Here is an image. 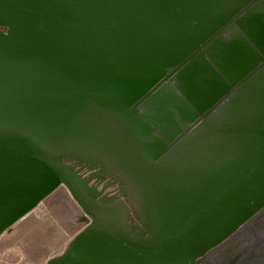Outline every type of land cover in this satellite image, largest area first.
I'll list each match as a JSON object with an SVG mask.
<instances>
[{
    "label": "water",
    "instance_id": "95a60500",
    "mask_svg": "<svg viewBox=\"0 0 264 264\" xmlns=\"http://www.w3.org/2000/svg\"><path fill=\"white\" fill-rule=\"evenodd\" d=\"M62 184L41 264H264V0H0V236Z\"/></svg>",
    "mask_w": 264,
    "mask_h": 264
},
{
    "label": "bare ground",
    "instance_id": "6f19581e",
    "mask_svg": "<svg viewBox=\"0 0 264 264\" xmlns=\"http://www.w3.org/2000/svg\"><path fill=\"white\" fill-rule=\"evenodd\" d=\"M62 206H63L62 200L59 196L54 197L53 200L51 199L45 200L43 204L41 203L37 205L34 209H32L27 214H25L22 218H20L13 226L11 225L5 231L4 236L6 237H3V239L1 240V243H5V245H9L12 241L15 240V238L21 235L20 232L24 231V229L26 230L30 225H32L33 223L37 221L36 223H37L38 228L36 229V232H34L32 236L30 237V239L28 240V244L25 245L26 246L25 248L32 249L33 253L35 254L43 252V250H52V248H55V247L56 248L58 247L57 250L61 251L70 238V236H67V233H65L66 226L69 227L70 225L68 224V222L70 221L76 222L77 219L81 220L83 218L84 221L82 223L84 224L89 220V217L82 211H81L80 216L74 215L75 218L70 213H68L69 216L66 215V213H64V210H63L64 208H62ZM64 207L66 208L69 206H64ZM48 212H50V214H47ZM17 227H20V231L17 229ZM16 229L18 231H16ZM54 232L60 233L59 235L60 237H58V239L53 244H51L52 238H51L50 233L53 234ZM32 241L35 243L34 245L30 244L32 243ZM56 244H58V246H55ZM6 254L8 257L9 254L7 252ZM12 257H13L12 261H14L16 258H14V256ZM4 260H7V259H4ZM8 262H9V259H8Z\"/></svg>",
    "mask_w": 264,
    "mask_h": 264
},
{
    "label": "rangeland",
    "instance_id": "374dc122",
    "mask_svg": "<svg viewBox=\"0 0 264 264\" xmlns=\"http://www.w3.org/2000/svg\"><path fill=\"white\" fill-rule=\"evenodd\" d=\"M56 196H59L61 198L63 206H69V210H70L71 215L73 217H74V215L80 216L81 211L84 212L82 210V208L79 206V204L74 200L69 189L66 187L65 184H62L58 188H56L52 193H50L46 198H44L39 204H41V203L43 204L45 202V200H47V199L53 200V198ZM47 214H50V212H48ZM83 221H84L83 218L81 220L77 219L76 222L71 221L70 222L71 224L69 225V227L66 226L67 236H70V237L73 236L81 227H83L86 224V223L83 224L82 223ZM36 222L33 223L32 225H30L26 230L24 229V231L20 232L21 235L19 237L15 238V240L12 241L9 245H5V243H1V240L3 239V237H6V236H4L5 232L0 236V258L2 257L0 259L1 264H41L45 261V259L48 256H50L52 254H56L59 252L57 250L58 247L52 248V250H43V252H40L38 254L33 253L32 249H30V248L29 249L25 248L26 247L25 245L28 244V240L30 239L32 234L34 232H36V229L38 228ZM17 229L20 231V227H17ZM17 229H16V231H18ZM55 246H58V244H56ZM15 251H17V252H15ZM6 252L9 254L8 257H7ZM12 256H14V258H16L17 260L15 259L14 261H12L13 260ZM4 259H7V260H4ZM8 259H9V262H8ZM10 260H11V262H10Z\"/></svg>",
    "mask_w": 264,
    "mask_h": 264
},
{
    "label": "flooded vegetation",
    "instance_id": "af4514ba",
    "mask_svg": "<svg viewBox=\"0 0 264 264\" xmlns=\"http://www.w3.org/2000/svg\"><path fill=\"white\" fill-rule=\"evenodd\" d=\"M62 208H64L63 210H64V213H66V215L69 216L68 213L71 214V212H70V210H69V207H66V208H65L64 206H62ZM70 222H71V221H70ZM70 222H68V224H71ZM260 224H262V223H260ZM250 225H252V227H253V225H254V227L258 225L257 227H259V224H257L255 221H252ZM252 227H251V228H252ZM52 230H53V229H52ZM64 232H65V230H64ZM246 232H247V231H246ZM65 233H67V232H65ZM50 235H51V238H52V239H51V241H52L51 244H53V243L58 239V237H60V236H59L60 233H58V232H57V233L54 232L53 234L50 233ZM61 235H63V234H61ZM239 235H240V234H239ZM249 235H251L252 237H254V233H253V232H250ZM62 237H63V236H62ZM241 240L243 241L242 238L240 239V241H241ZM261 243H262V244H261ZM30 244H31V245L33 244V245H34L35 243L32 241V243H30ZM245 244H246V243H245ZM259 245L262 246V245H263V242H260ZM221 255H222L221 253H219V255H218V256H219L218 259H217V260H218V261H217L218 264H227V262L222 258ZM256 260H258V259H256ZM235 264H244V262H243V261H242V262H236Z\"/></svg>",
    "mask_w": 264,
    "mask_h": 264
}]
</instances>
